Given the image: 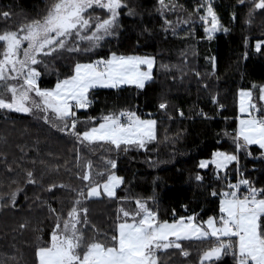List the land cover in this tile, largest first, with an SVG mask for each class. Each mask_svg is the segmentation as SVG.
<instances>
[{
	"label": "snow or ice",
	"instance_id": "1",
	"mask_svg": "<svg viewBox=\"0 0 264 264\" xmlns=\"http://www.w3.org/2000/svg\"><path fill=\"white\" fill-rule=\"evenodd\" d=\"M237 3L251 5L249 17L257 10L264 13V0H237ZM157 4L165 32L171 30L176 35V27L193 24V17L202 22L208 40L218 32L229 31L213 6L214 0H197L191 11L177 0H157ZM123 10L127 16L138 14L129 0H51L42 15L16 26L9 24L13 15L10 11L0 12L3 24L0 27V110L42 120L71 137L86 151L104 148L117 155L131 148L147 151L148 145L157 140L156 119H144L131 109L110 110L99 116L89 114L83 120L77 112H87L92 107L94 100L90 93L95 89H120L123 85L144 89L146 82L154 79V56L109 51L106 57L67 65L68 74L63 77L57 70L54 86H42V76L52 74L51 61L62 58L65 53L94 54L108 38L117 35ZM181 11L187 18L177 16L173 21L166 16V13ZM235 18L233 13L232 19ZM262 45L264 41L255 43L257 53H261ZM247 55L245 52L243 58ZM209 60L213 69L209 75L215 76V57ZM160 69L170 71L165 64H161ZM195 75L200 77L199 72ZM203 87L207 89L208 85L205 83ZM254 91L258 94L257 100L264 102V84L252 83L250 88L239 90V112L246 114V118L239 119L238 127L231 135L233 150L214 151L211 159L198 163L199 169L212 166L215 179L225 182L224 190L210 193L219 198L218 215L208 216L205 220L198 219L199 214L193 213L172 222L161 221L158 213L149 207L148 201L154 202V195L147 198L118 196L117 189H121L125 181L114 171L116 159H106L105 170L96 172L97 178H94L92 161L84 159L77 148L76 167L80 169L77 178L86 183L80 189H73L76 197L67 211L63 207L58 211L51 204L47 205L53 217L50 239L44 240L37 235L39 243L35 247L34 264H160L158 253L169 249L179 250L187 258L190 252L182 242L191 240L210 245L201 253L198 264H219L225 256H230L233 264H264V188H257L240 171L241 150L250 156V146L258 145L259 149H264V103L257 106L253 100ZM212 102L223 109L224 105L219 104L216 97H212ZM168 107L166 101L158 105L165 113ZM178 114L184 117L182 110ZM197 114L203 119L213 118L202 109ZM169 119H172L170 115ZM223 135L230 133L225 131ZM0 162L4 163L7 172L14 171L2 153ZM25 173L26 182L36 185L34 172L25 169ZM232 174L239 176L235 183L230 178ZM195 180L203 182L204 177L197 173ZM12 183L17 181L12 180ZM57 187L67 186L50 184L47 191ZM21 191L17 188L0 194V201H10L15 206ZM101 196L121 202L110 233L95 228L88 219L86 202ZM125 203H133L134 208L129 211L123 206ZM25 227L27 224L20 225V228Z\"/></svg>",
	"mask_w": 264,
	"mask_h": 264
},
{
	"label": "trees",
	"instance_id": "2",
	"mask_svg": "<svg viewBox=\"0 0 264 264\" xmlns=\"http://www.w3.org/2000/svg\"><path fill=\"white\" fill-rule=\"evenodd\" d=\"M177 2L191 11L197 0ZM49 3L51 0H0V12L10 11L13 15L9 24L16 26L42 15ZM129 3L138 14L127 16L123 10L117 35L108 38L94 54L65 53L62 58L51 61L52 74L42 76V86H54L57 70L63 77L68 74L67 65L106 57L109 51L153 55L156 58L154 79L144 89L134 85L95 89L90 93L94 100L92 107L87 112L80 110L77 116L83 120L89 114L99 116L110 110H135L138 115L157 119V140L148 145L147 151L131 148L117 155L96 148L95 152H90L42 120L0 110V153L7 156L14 170L7 172L0 162V194L22 189L15 206L10 201H0L3 205L0 207V264H34L35 247L39 243L37 235L50 239L53 217L47 205L67 211L76 197L73 189H80L86 183L77 178L80 172L76 167L77 148L84 159L92 161L94 178H97L96 172L105 170L106 159H116L114 171L125 181L121 186L123 190L117 189L118 196L147 198L154 195L155 201L149 200V207L158 213L161 221H173L193 213L205 220L218 215L219 198L210 193L224 190L225 182L215 179L212 166L199 169L198 163L210 159L214 151L233 150L231 135L238 127V90L250 88L252 83L264 84V45L261 53L255 51V43L264 41V13L257 10L249 17L251 5H238L237 0H214L213 6L229 31L218 32L208 40L202 22L195 17L191 25H178L173 35L171 30L162 29L163 18L156 10L157 0H129ZM166 16L173 21L177 16L187 18L182 11L166 13ZM245 52L248 53L246 59L243 58ZM210 57H215V76L209 75L213 71ZM161 64L168 65L170 71L161 70ZM195 72H199L200 77ZM205 83L207 89L203 87ZM253 93L254 101L258 105L263 103L257 100V92ZM212 97L224 105L223 109L212 102ZM164 101L169 105L167 113L158 108ZM201 109L213 118L203 119L197 114ZM179 110L184 112L183 118ZM77 128L80 129V125ZM225 131L230 135L224 136ZM249 150L250 156L243 150L240 152V170L257 188H264V149L252 145ZM25 169L34 172L36 185L26 182ZM197 173L204 177L203 182L195 180ZM230 177L236 180V174ZM50 184L67 187L47 191ZM86 206L91 225L110 233L121 202L100 197L87 201ZM123 206L129 211L134 208L133 203ZM21 224L27 227L20 228ZM182 244L190 252L187 258L179 250L169 249L158 253L160 264H198L201 253L210 246L197 240ZM219 264H233V261L225 256Z\"/></svg>",
	"mask_w": 264,
	"mask_h": 264
},
{
	"label": "rangeland",
	"instance_id": "3",
	"mask_svg": "<svg viewBox=\"0 0 264 264\" xmlns=\"http://www.w3.org/2000/svg\"><path fill=\"white\" fill-rule=\"evenodd\" d=\"M217 34V33H216ZM150 56H153V55H150ZM155 57V56H154ZM156 66V65H155ZM154 66V68H155ZM154 68H153V71H154ZM153 76H154V72H153ZM147 83V82H146ZM123 86H127V85H123ZM122 87V86H121ZM241 89V88H240ZM239 89V90H240ZM244 89H248V88H244ZM239 90H238V93H239ZM253 100H254V93H253ZM255 102V101H254ZM264 103V102H263ZM257 106L259 107V105L257 104ZM142 118L144 119H147V118H154V117H145V116H141ZM241 118H246V114L242 115L240 112H239V97H238V124H239V119ZM156 119V118H154ZM157 120V119H156ZM158 122V121H157ZM157 131H158V123H157ZM101 197H106V196H101ZM169 222H172V221H169Z\"/></svg>",
	"mask_w": 264,
	"mask_h": 264
},
{
	"label": "built area",
	"instance_id": "4",
	"mask_svg": "<svg viewBox=\"0 0 264 264\" xmlns=\"http://www.w3.org/2000/svg\"><path fill=\"white\" fill-rule=\"evenodd\" d=\"M241 171V170H240ZM242 172V171H241ZM243 173V172H242ZM231 179H232V182L233 183H235L236 182V180L239 178V176H238V174H236V180H233V178L232 177H230Z\"/></svg>",
	"mask_w": 264,
	"mask_h": 264
},
{
	"label": "crops",
	"instance_id": "5",
	"mask_svg": "<svg viewBox=\"0 0 264 264\" xmlns=\"http://www.w3.org/2000/svg\"><path fill=\"white\" fill-rule=\"evenodd\" d=\"M154 69H155V68H154ZM153 72H154V71H153ZM147 83H148V82H147ZM147 83H146V84H147ZM146 84H145V85H146ZM210 159H211V158H210ZM242 190H243V189H242Z\"/></svg>",
	"mask_w": 264,
	"mask_h": 264
}]
</instances>
